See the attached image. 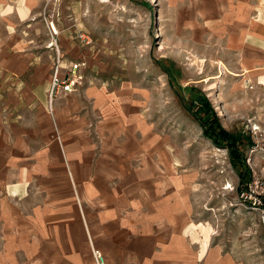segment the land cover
<instances>
[{
    "label": "rangeland",
    "instance_id": "1",
    "mask_svg": "<svg viewBox=\"0 0 264 264\" xmlns=\"http://www.w3.org/2000/svg\"><path fill=\"white\" fill-rule=\"evenodd\" d=\"M39 2L38 14L10 33L41 44L50 76L57 55L59 72L76 64L80 85L49 109V76L39 101L23 99L21 119L37 106L51 116L56 100L84 88L105 90L110 108L89 107L86 117L92 151L108 141V154L122 142L149 154L127 164L156 172L169 207L161 212L182 224L184 264H264V40L239 33L250 17L264 22V0ZM50 23L57 49L48 46ZM22 85L37 86L9 80V92ZM89 256L94 264L90 246Z\"/></svg>",
    "mask_w": 264,
    "mask_h": 264
},
{
    "label": "crops",
    "instance_id": "2",
    "mask_svg": "<svg viewBox=\"0 0 264 264\" xmlns=\"http://www.w3.org/2000/svg\"><path fill=\"white\" fill-rule=\"evenodd\" d=\"M39 3L0 0V264H92L89 246L106 264H184L182 224L168 223L161 212L169 207L153 184L156 172L127 164L130 158L146 163L149 154L125 142L108 154V141L102 153L92 151L88 109H109L110 93L87 87L56 100L51 116L42 106L28 109L27 121L19 116L23 99L40 100L50 64L37 57L39 42L13 37L9 28L34 18ZM246 26L239 33L250 30L264 40V22L250 17ZM9 80L37 86L9 92ZM115 177L132 179L108 184Z\"/></svg>",
    "mask_w": 264,
    "mask_h": 264
},
{
    "label": "built area",
    "instance_id": "3",
    "mask_svg": "<svg viewBox=\"0 0 264 264\" xmlns=\"http://www.w3.org/2000/svg\"><path fill=\"white\" fill-rule=\"evenodd\" d=\"M50 25L48 24L47 29L50 35V42L48 46H52L53 48L57 49L56 42L54 40V36H52L50 32ZM81 41H86L83 39V35L79 36ZM80 85V77L77 74V65L72 64L67 70L64 72H59L58 66V55H57V63L52 68V73L50 76L49 88L47 93V100L49 104V109L51 108V101L55 98L58 94H66L71 93L77 86ZM91 257L93 259L94 264H106L105 259L101 252L94 247H91Z\"/></svg>",
    "mask_w": 264,
    "mask_h": 264
},
{
    "label": "bare ground",
    "instance_id": "4",
    "mask_svg": "<svg viewBox=\"0 0 264 264\" xmlns=\"http://www.w3.org/2000/svg\"><path fill=\"white\" fill-rule=\"evenodd\" d=\"M49 27H50V32H51L52 36L56 35L57 32H56L54 26H53V25H50ZM85 38H86V37L83 36V39H85ZM219 64H220V66H222L221 63H219ZM163 164H164V163H163ZM164 165H165V164H164ZM165 167H166L169 171H172V170H171V167H170V164H169L168 167L165 165ZM175 191H177V189H176ZM179 199L181 200V196L179 197ZM181 201H182V200H181Z\"/></svg>",
    "mask_w": 264,
    "mask_h": 264
},
{
    "label": "trees",
    "instance_id": "5",
    "mask_svg": "<svg viewBox=\"0 0 264 264\" xmlns=\"http://www.w3.org/2000/svg\"><path fill=\"white\" fill-rule=\"evenodd\" d=\"M221 136V135H220ZM222 137V136H221Z\"/></svg>",
    "mask_w": 264,
    "mask_h": 264
}]
</instances>
